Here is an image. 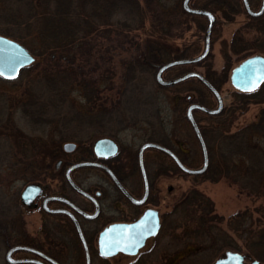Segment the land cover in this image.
<instances>
[{
    "label": "rangeland",
    "instance_id": "374dc122",
    "mask_svg": "<svg viewBox=\"0 0 264 264\" xmlns=\"http://www.w3.org/2000/svg\"><path fill=\"white\" fill-rule=\"evenodd\" d=\"M197 1L202 2V0ZM249 2L252 8L257 9L260 0H249ZM165 7L167 8L165 23L169 32L166 43L172 50L177 49L178 51L197 47L198 51L186 58L199 55L204 47V24L202 28L196 20L183 16L181 0H166ZM174 7L175 11H173ZM240 9L241 12L236 14L234 12H228L226 15L222 12L216 13V30L214 37L211 38L208 56L203 61L187 68L185 72L195 71L203 75L211 74L210 71L219 73L224 64L225 55L231 61V70L237 66L242 56L241 53H236L239 47L237 48L232 42L238 45L244 41V46L264 48V32L249 26L242 4ZM124 17L123 14L114 16L113 22L124 20ZM151 25L150 22H145L142 28L132 31L131 34L135 36L136 41H141L152 31ZM108 31L104 29L103 32L98 33L74 51V66H84L86 70L84 78L95 79L98 82L99 96L94 103H88L81 91L75 87L72 88L73 90H68L65 98L62 96L60 98L53 91L47 90L44 78L51 73L49 70L52 67L62 69L66 66L59 58L54 60L55 62H50V60L33 55L34 62L21 71L17 79L8 81L0 77V119L1 124H6L5 127L0 128V264H6L4 261L7 251L5 238L11 237L10 245H18L16 241L19 242L21 239L18 233L14 234L15 230L11 223H3L1 213L4 211V204H8L11 199L12 204H15L12 211L17 214V223L23 226L27 237L38 243V246L40 242L53 255L61 253L58 249L53 251V245L58 244L63 252L60 255L61 262L73 263L74 252L72 250L76 246L70 249L67 235H64L63 231L58 234L52 229L53 220L40 217L39 199H36L31 207H26L20 202V193L26 185L39 183V178L43 176L55 175L52 173L54 163L61 157L59 155L62 153L61 147L66 142L74 143L76 149L72 155L83 159L90 153L92 144L100 138H112L122 150L129 149L133 155H136L139 146L144 141L161 139L178 154V147H182L187 155H179L191 169L201 166L202 156L192 129L184 118L186 106L182 101L188 95L195 97V92L183 91L181 88L185 86L160 87L155 82V69L150 68L136 72L134 78L127 80L122 62L125 63V60L131 57L129 51L124 52L129 47L128 38L114 30ZM250 54L261 53L259 51L247 53V55ZM52 74L54 76L56 73L52 72ZM173 76L171 73L164 74L166 79L173 78ZM193 85L196 87L195 84ZM190 86L192 87V84ZM196 90L200 88L197 86ZM220 93L226 112L235 113L236 118L231 124V131L256 121L261 106H264V104L257 105L252 102L247 104L243 110L241 106L247 98L243 99L242 96L235 95L229 81L221 85ZM261 97H264L262 91L259 94V98ZM30 104H33L37 110H34ZM23 106L29 112L24 113ZM207 106L210 108L216 106L213 98H209ZM44 108V112L40 113L39 109L42 111ZM31 114L34 118L43 117L47 123L44 124L41 118L34 125L35 128L32 127L28 118ZM194 116L202 127H208L211 122H216L215 119L209 120L199 112H196ZM25 136H31L34 142L37 141V137L39 138L37 143L40 153L36 155L37 159L31 164L32 166L28 168L20 162L16 163L20 156L11 159L22 149L20 148L22 147L21 140L24 141ZM37 160L40 164L36 168L33 165L37 163ZM13 163L14 166H12ZM48 171L49 174H47ZM31 172L38 174L37 179H28L26 174ZM79 174L78 183L84 190L94 192L106 186V179L97 169L83 168ZM155 176L151 175V180L155 186L160 188L157 200L170 201L172 209L175 204L180 203L183 194L190 188H196L212 201V211L217 217L207 225L210 227L209 232L203 238L202 233H200L202 235L192 234L183 229L187 225L192 229L195 227L186 222V215H176L171 212L166 228L148 246L153 248L152 260L155 264H160L166 248L169 249L170 257L175 259L181 254H174L177 249L185 247L203 250L197 252V256L191 255L183 261H178V264H212L218 257L212 252L213 248L218 247L221 256L229 248V246H224V243L229 245L236 241L242 244L245 239V230L258 232L264 228V197L262 196H251L236 184L226 180L216 183L195 181L193 176L182 175L178 172H172L170 177ZM69 195L77 204L87 206L83 197L70 192ZM166 208L161 204L162 213ZM102 220L105 219L92 223L81 221L83 231L88 232L91 228L100 229L103 225ZM4 227L7 228L4 229ZM168 231H170L171 242L169 241L167 246L168 237L164 233ZM183 233H187L188 237L179 239ZM191 253L187 250L184 255ZM26 254V252H15L14 258L23 257ZM78 258L80 257L77 253ZM132 260L133 258L130 257L124 258L116 255L105 263L93 258L94 264H127Z\"/></svg>",
    "mask_w": 264,
    "mask_h": 264
},
{
    "label": "trees",
    "instance_id": "16d2710c",
    "mask_svg": "<svg viewBox=\"0 0 264 264\" xmlns=\"http://www.w3.org/2000/svg\"><path fill=\"white\" fill-rule=\"evenodd\" d=\"M195 1L197 5L194 7L210 11L216 18L217 12H222L223 15L228 12H234L235 14L241 12L242 3L240 0H202L201 3L193 0L194 3ZM165 6L166 0H0V35L16 41L32 55L45 58L50 62H55L54 60L59 58L61 62L66 64L62 69L52 67L49 70L51 73L44 78L47 90L53 91L60 98L61 96L65 98L68 90H73L75 87L81 91L88 103H94V100L99 96L98 82L95 79L84 78L86 76L84 66H74V51L98 33L103 32L104 29L106 31L114 30L128 38L129 47L124 52L129 51L131 57H128L125 63L122 62L127 80L134 78L135 73L138 71L149 68L156 70L158 66L168 61L186 58L198 51L197 47L194 49L184 48L180 51L177 49L172 50L170 45L166 43L169 32L165 23L167 12ZM173 11H175V7ZM120 14L125 16L124 20L113 22V17ZM182 14L186 18L190 17V19L196 20L202 28L203 24L205 27V17L189 15L183 10ZM145 22H150L153 29L141 41H136L131 32L142 28ZM254 23L255 26H264V19L256 20ZM215 30L216 27L214 26L211 38L214 37ZM244 44V41H241L236 45L237 48L239 47L236 53L242 55L240 61L248 56L249 50L264 53L262 47L244 46ZM224 59V64L219 73L210 71L211 74L204 75L219 93L221 85L229 81L228 73H230L231 68V61L227 58V55ZM190 66L193 65H181L167 69L164 71L163 77L164 74L169 73L174 75L173 78L182 75L186 73V69ZM52 72L56 74L53 76ZM197 86L200 90H196ZM173 87H184L181 88L183 91L195 92V97L188 95L190 99L186 96L182 100L186 109L192 103L210 108L207 106L210 97L216 102L210 91L196 79H188L169 88ZM260 92V88L248 94L234 90L235 95H240L243 99L247 98V101L244 100L241 106L243 110L250 103L249 98L255 100L256 103L262 101L259 98ZM30 106L37 110L33 104H30ZM41 106L44 105L41 104ZM40 110L39 112L43 113L45 108L42 111ZM22 111L24 113L29 112L24 106ZM196 112L203 114L209 120L215 119L216 122H211L208 127H202L195 119L206 143L209 164L203 174L193 176L194 180L209 181L211 183L226 180L236 184L251 196L264 197V143H262L264 141V109H260L256 121L243 125L235 131H231V124L236 118L235 113L233 112L234 115L228 114L224 107L222 112L216 116L207 115L200 110H194L193 116ZM28 118L32 127L41 118L44 124L47 123L41 116L34 118L31 114V117ZM5 125L1 124L0 119V128L5 127ZM37 142H39L38 137L37 141L34 142L31 140V136H25L24 141L21 140L22 147L20 148L22 149L14 154L11 159L20 156L16 163L20 162L22 165H26L27 168L32 166L31 164L37 159L36 155L40 153ZM154 142L171 149L161 139ZM181 160L186 163L184 159L181 158ZM39 164V160H37L33 167L37 168ZM14 165L13 163L12 166ZM172 172L181 173L174 163H172ZM26 175L29 180H35L38 176V174L32 172ZM13 206L15 204H12L11 199L8 204H4V211L1 214L3 215V223H11L15 230L14 234L17 235L18 233L21 237L19 242L16 241V244L39 248L38 243L27 237L23 226L17 223V214L12 211ZM212 207V201L205 194L196 188H190L182 195L180 203L173 206L172 214L186 215V222L195 227L192 229L191 226L187 225L183 229L192 234L202 233L203 238H205L210 228L207 225L217 218L213 214ZM6 228L4 227V229ZM258 232H262V236L259 238L263 240L264 228ZM10 239V236L5 238L6 246L10 245ZM223 245L229 246L227 243Z\"/></svg>",
    "mask_w": 264,
    "mask_h": 264
},
{
    "label": "flooded vegetation",
    "instance_id": "af4514ba",
    "mask_svg": "<svg viewBox=\"0 0 264 264\" xmlns=\"http://www.w3.org/2000/svg\"><path fill=\"white\" fill-rule=\"evenodd\" d=\"M182 1L183 0H181V6ZM240 1L242 3L244 13L249 21V26L260 30L261 32H264V26H255L254 23V21L256 20L264 19V11L259 16H249L244 9L242 0ZM247 2L250 10L253 13H256L260 9L262 0H260L259 5H257V9L251 7L249 0H247ZM188 5L191 8H196L194 6H196L197 4L194 3L193 0H189ZM204 22V29H206V18L204 19ZM214 26H216V23L213 25V27ZM232 44L237 45L234 42H232ZM250 52L253 51L249 50L248 53ZM254 55L264 56V53L250 54L246 58ZM259 88L260 91L264 92V82H262L259 87L256 88L254 91L241 93H253ZM261 100L262 101L260 103H256L254 102L255 100H252L250 98L248 101L250 102V104L254 102L257 105H263L264 97H261ZM260 109H264V106H261ZM113 141L117 146V151L114 154H109L110 150L109 148H106L102 150L103 156L98 158L94 154L92 146L91 150L89 151L90 153H88L86 158L83 159H80V157H77V155H72L76 148L71 152L62 151V153L59 154L61 157L57 159V161L54 163V171L52 173H55V175L50 174L39 178V185L41 187V194L39 195V215L43 219H45L46 217L53 220L52 229H54L56 233L60 234L63 231L62 233H64V235H67L68 247H71L70 249H73V247L76 246V248L72 250V252H74V260L71 264H86L85 249L76 231L74 220L79 225L82 236L84 238L87 253L89 255L90 264H94L93 258L99 259L100 261H104L106 263L109 258L114 257L116 255H119L124 258H133V260L127 264H155L154 260H152L153 248H149L148 246L159 236L160 232L164 228H166V223L167 220L170 219L172 209L170 201H160L156 199L157 194H159L160 192V188L152 183L151 175L154 177H156L155 175L159 177H170L172 174L173 161L171 157L155 149L147 148L143 151L142 166L147 179V194L142 204H135L119 190L110 174L114 176V178L119 182V184L126 190V192L131 197H133L136 201L140 200L145 193V188L140 160L138 158L139 148L145 143L155 142L151 140L144 141V143L139 146L136 155H133L129 149L122 150L118 143L115 140ZM178 150L179 154L187 155V152L182 147H178ZM174 153L183 165H185L186 167H190L187 163L182 162L181 157L177 153V151H175ZM82 161L99 163L107 170L106 171L105 169L98 167H83L94 168L101 171L107 181L106 186L103 189H97L94 192L82 189V187L78 183V178L80 177L79 171L83 168H77L70 172L69 175L73 183L77 185L81 190L85 191L90 196V198L82 196L76 189H74L69 184L66 177V170L73 164ZM174 165L176 166L175 163ZM47 174H49V171ZM69 192L73 194L75 193L83 197L87 202V206H81L77 204L76 201L71 199ZM161 204H163V207H167L163 213L160 209ZM149 209H154L158 213L159 230L155 236L148 237L144 241L143 246L139 248L136 254L127 255L122 252H118L114 256L110 257H102L99 255L98 236L103 229L112 224H131L138 220L143 215V213ZM95 211L97 213L96 216L88 218V215L92 216ZM80 212L87 214V217L83 216ZM101 219L105 220H102L103 225L100 229L97 230L95 228H91L88 232L83 231V224H81V221H83L84 223H92ZM164 234L168 237V246L169 241L171 242L170 231ZM197 235L202 234L197 233ZM244 236L245 239L242 244L233 241V243L229 244L228 250H225L224 253L221 254V256L219 255V248H213L212 252L215 256L217 255L218 257L213 261L212 264H214L216 260L223 258L226 252H230L232 254L228 264H264V239L262 240L259 238L260 236H262V232H254L248 229L245 230ZM187 237L188 234L183 233L179 239H184ZM53 246V251L55 249H58L61 253L53 255L51 251H49L47 248H44L39 242V248H36L39 251V256L27 253L25 256L16 259L31 258L39 260V264H51L42 257V255H45L46 257H49L50 259L54 260L57 264H64L60 260V255L63 253L62 250H60V246L58 244H54ZM187 250L192 253L190 255H184V252ZM201 250L203 249H188L186 247L177 249L174 254H181L175 259H173L170 257L171 254L168 252L169 249L166 248L163 253L160 264H178V261H183L185 258H189L191 255L197 256V252H201ZM77 253L80 257L78 259ZM237 255L239 257H237ZM70 259H72L71 255Z\"/></svg>",
    "mask_w": 264,
    "mask_h": 264
},
{
    "label": "water",
    "instance_id": "95a60500",
    "mask_svg": "<svg viewBox=\"0 0 264 264\" xmlns=\"http://www.w3.org/2000/svg\"><path fill=\"white\" fill-rule=\"evenodd\" d=\"M189 0H183L182 8L185 12L191 15L204 16L207 18V27L204 35V49L201 54L185 59H177L173 61H169L164 63L157 68V72L155 74V81L158 85L162 87H170L176 84H179L188 79H197L200 83H202L210 93L215 97L217 101V107L215 109H209L199 104H191L186 111V119L190 123L195 137L198 141L201 154H202V166L198 169H190L185 167L177 158L175 153L170 149L161 146L157 143H145L141 145L138 152V158L140 160L141 171L143 176L145 193L143 197L136 201L133 197H131L126 190L119 184V182L114 178L112 174L111 177L114 180L116 186L119 190L133 203L142 204L145 200L147 194V179L145 176V172L142 166V154L143 151L147 148H152L157 151L164 153L165 155L171 157L174 163L177 165L179 170L185 175L189 176H198L203 174L208 166V152L206 148V144L203 140V137L198 129V126L193 118L192 111L200 110L208 115H217L222 111L223 108V100L219 92L207 81V79L197 72H188L177 78L165 80L162 78V73L172 67L180 66V65H190L196 64L204 60L210 51V35L212 27L215 23V17L212 13L202 9H192L188 6ZM244 9L249 16H259L264 11V0L261 2V6L258 12L253 13L248 5L247 0H242ZM34 62V57L31 55L22 45L17 43L14 40H11L7 37L0 35V77L6 80H14L19 76L20 71L31 65ZM230 83L238 91L241 92H251L255 90L262 82H264V57L261 55H254L245 60H243L239 65H237L230 73L229 77ZM62 148L66 152H71L75 149V144L71 142L64 143ZM109 148L110 153L114 154L117 151V146L110 138H100L93 143V151L96 157H101L102 150ZM82 167H98L105 169L101 164L96 162H78L70 166L66 170V177L69 184L76 189L82 196L90 198V196L83 190H81L77 185L73 183L70 178V172L77 168ZM106 170V169H105ZM107 171V170H106ZM41 194V187L38 183H30L26 185L20 193V201L26 207H31L35 199L39 197ZM83 216L87 217V214L80 212ZM96 211L92 216L88 215V218H92L96 216ZM74 224L76 227V231L83 243V247L85 249L86 256V264H90L89 255L87 253L86 244L84 238L82 236L79 225L74 220ZM159 230V218L158 213L154 209L146 210L143 215L131 224H112L105 229H103L98 236V250L99 255L102 257H110L114 256L118 252H122L127 255H134L137 253L139 248H141L144 244V241L151 236H155ZM134 237L138 242L131 247H128V250H125V247L130 243V238ZM17 251H24L31 254H35L39 256V251L24 245H16L12 246L8 249L5 254V262L7 264H39V260L30 259V258H22V259H14L12 254ZM232 254L230 252H226L225 257L218 259L214 264H228L230 257ZM42 257L51 264H57L54 260L42 255ZM237 257H239L237 255Z\"/></svg>",
    "mask_w": 264,
    "mask_h": 264
},
{
    "label": "snow or ice",
    "instance_id": "6c2138e0",
    "mask_svg": "<svg viewBox=\"0 0 264 264\" xmlns=\"http://www.w3.org/2000/svg\"><path fill=\"white\" fill-rule=\"evenodd\" d=\"M138 241L134 238H130V243L125 247V250H128V247L134 246Z\"/></svg>",
    "mask_w": 264,
    "mask_h": 264
}]
</instances>
